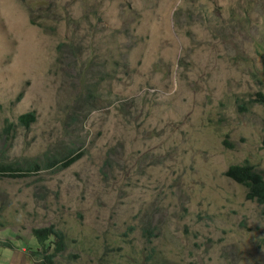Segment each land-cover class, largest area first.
<instances>
[{
    "label": "rangeland",
    "instance_id": "rangeland-1",
    "mask_svg": "<svg viewBox=\"0 0 264 264\" xmlns=\"http://www.w3.org/2000/svg\"><path fill=\"white\" fill-rule=\"evenodd\" d=\"M149 1L0 0V165L81 156L0 176V264H264V203L227 175L235 158L264 175V12ZM38 4L56 25L31 24ZM59 47L77 50L53 77L22 67Z\"/></svg>",
    "mask_w": 264,
    "mask_h": 264
},
{
    "label": "clouds",
    "instance_id": "clouds-1",
    "mask_svg": "<svg viewBox=\"0 0 264 264\" xmlns=\"http://www.w3.org/2000/svg\"><path fill=\"white\" fill-rule=\"evenodd\" d=\"M163 1L164 0H151V1L147 2V3H151L154 8H159V6H158L159 3L163 2ZM232 1L234 2L232 4V6L234 7V15L231 17V19H233L234 17L240 15V18L238 19V20H240L244 16H246V14L249 11H253V12H255V11H261V12H264V2H263V0H232ZM194 2L195 3H198L197 0H194ZM220 2L223 5H227L229 3V0H221ZM167 4H168V0H167ZM48 5H51V3H49ZM27 7H28L29 18H30L31 24H35L39 20H42L43 21V20H46V19L51 20L53 22V25H56L57 24V22L55 20L56 19V16H54L53 14L50 15L48 13V11H47V8H44L43 5L41 7H40L39 4L36 5V6H34V5H27ZM230 25L232 27L236 28L233 25V23L230 24ZM48 28L49 29H53L55 27H48ZM237 29H239V28H237ZM64 49L65 48H63V47H59V48H56L55 50H53V54H55V56H56V64L55 65H52V63H50L47 58H45V57H43V56L40 55L39 57H37V58H35V59L31 60V61H25L22 67H26L27 68V71H29V72L43 71V72H46L47 73V72L50 71V76L53 77V75L56 73V70L57 69L59 70V64H60V62L63 59L69 60L72 57H74L75 55H73L72 52L76 54V50H77V48H75V47L70 48V49H65V50H68V52L64 51ZM93 64H94V58H93ZM115 65H117V62H115ZM53 67H57V69H54ZM52 77H50V78H52ZM50 78H47L46 81H49ZM21 83H22V86L24 88H28V89L29 88L30 89H41L39 86H35L33 84H25L22 81H21ZM110 104L111 103H108L103 108L108 107ZM244 106H246V105H244ZM31 111H33V110H31ZM31 111H28L27 113H23L21 115L28 114L29 112L31 113ZM240 111H243V110L240 108ZM34 114H35V120H36V113H34ZM221 121L222 120H220V123H221ZM32 123H35V121H31V123H29L28 125H25V126H29ZM182 124H183V120H181L178 117L175 118V120L173 121V123H171V120L168 118V124L165 126V130H164V132L166 134L165 144H167V146L172 147V148L173 147L174 148H178V147L184 145L183 144V140L181 138H178L175 135H173V133L174 134H177V132L175 131L174 127H177L178 125H182ZM74 127H75V129L76 128H80L76 124L74 125ZM223 127L225 128L226 126H223ZM219 131L220 130H215V131H212V132L207 133L208 140L210 141L209 148H211L212 150H214V149L219 150V149H223L224 148V147L219 148L217 146L218 142L216 140V136L219 133ZM238 136L242 137L241 135H238ZM226 155H227L228 158L231 157V154L230 153L229 154H226ZM244 165H249V164L239 163L237 161V158H235L232 167H230V170L232 168H235V167H238L240 169L242 167H246ZM230 170H229V172H230ZM229 172L227 174H229ZM256 173L259 174L260 176H263L264 177V175L261 174L259 171H256ZM241 187H243V186H241ZM246 190H247V188H246ZM248 193L249 192L247 190V196H246V198L249 201V199H248ZM181 201H182V206H183L184 200H181ZM183 209L185 211V208L184 207H183ZM39 248H40V246H39Z\"/></svg>",
    "mask_w": 264,
    "mask_h": 264
},
{
    "label": "trees",
    "instance_id": "trees-1",
    "mask_svg": "<svg viewBox=\"0 0 264 264\" xmlns=\"http://www.w3.org/2000/svg\"><path fill=\"white\" fill-rule=\"evenodd\" d=\"M98 96L93 89V106L97 102ZM239 108L247 109L244 105H241ZM35 111H31L28 114L21 115L19 117L21 125H28L31 121H35ZM10 130V129H9ZM7 130V133L9 132ZM81 156L75 155L70 158H53L50 157V154H47L44 159H35V160H28L26 162H15L9 165H0V176H18L20 174L30 175L34 173H38L44 169H52L56 166H61L62 168L68 166L71 163H74ZM246 167H242L241 169L238 167L232 168L227 174L235 183L248 190V199L249 201H257L264 203V177L260 176L256 173L255 168L249 165H244ZM53 228H46V229H36L35 231V238L37 240V245L40 246L41 249H48L50 246V242L52 237H54L55 233L53 232ZM57 247H60V243H55ZM47 246V247H45ZM47 258L46 260L39 259V264H50L53 257L44 256Z\"/></svg>",
    "mask_w": 264,
    "mask_h": 264
}]
</instances>
